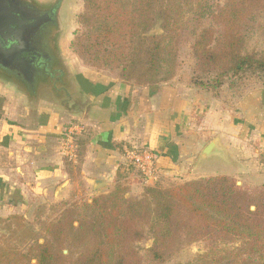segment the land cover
Returning <instances> with one entry per match:
<instances>
[{
	"label": "trees",
	"instance_id": "trees-1",
	"mask_svg": "<svg viewBox=\"0 0 264 264\" xmlns=\"http://www.w3.org/2000/svg\"><path fill=\"white\" fill-rule=\"evenodd\" d=\"M83 2L72 48L86 65L116 71L123 83L172 81L190 29L188 86L219 97L226 83L249 74L261 76L264 89V51L248 48L251 30L264 20V0ZM156 25L160 31L152 32ZM74 142L83 150V134ZM117 182L80 205L69 202L46 225L43 242L29 231L27 253L11 255L24 264H159L203 241L206 251L187 264H264V183L205 175L170 187L146 184L141 196H128L130 187ZM14 218L26 224L24 217ZM150 238L144 257L138 243Z\"/></svg>",
	"mask_w": 264,
	"mask_h": 264
},
{
	"label": "crops",
	"instance_id": "crops-1",
	"mask_svg": "<svg viewBox=\"0 0 264 264\" xmlns=\"http://www.w3.org/2000/svg\"><path fill=\"white\" fill-rule=\"evenodd\" d=\"M74 73L69 105L43 106L33 119L8 113L9 102L0 106V202L19 203L30 195L58 201L129 183L124 148L130 145H148L159 154L161 177L176 174L194 155L193 171L212 166L207 175L238 178L239 171L264 183V89L231 107L175 79L138 87L93 71ZM78 121L85 124L83 150L77 146L73 157L63 156V131ZM187 142L192 149L182 147ZM211 142L212 155L202 159Z\"/></svg>",
	"mask_w": 264,
	"mask_h": 264
},
{
	"label": "rangeland",
	"instance_id": "rangeland-1",
	"mask_svg": "<svg viewBox=\"0 0 264 264\" xmlns=\"http://www.w3.org/2000/svg\"><path fill=\"white\" fill-rule=\"evenodd\" d=\"M35 1H37L38 3H42L44 0ZM214 2L223 3L224 0H214ZM83 5V0H67L64 9L65 11L62 15V21H64V24L58 35V44L63 56L67 60V75L71 74L72 79L74 80L76 78V74L74 72L76 70H83L93 71L94 74L98 77L117 79L118 76L116 71H111L108 69H98L96 67L86 65L72 48L71 43L74 37V32L79 26L78 15L83 10ZM259 19H262V17H259L256 21H258ZM254 26L255 27L251 30L250 38L248 40V48L250 50L256 49L258 51H264V20H260L257 25ZM193 27L194 25L191 26V28ZM157 31H160L159 25H156V27L152 30V32ZM185 38L186 39L182 45L180 52V70L178 71L174 79L175 82L188 85V82L193 76L194 66V58L191 51V43L193 42L194 38L193 30L191 31L190 29H187ZM11 80V77L0 70V104L9 102L8 105L10 108H8V113H11L10 109H13V113H19V115L22 117L31 116V118L33 119L36 117V115H39L38 109L43 106L46 107V105H50L54 106L55 108H59L69 104L67 92L59 97L58 95L51 92L53 91V88L51 86L48 87L46 91H43V93H41V95L39 96V92L35 93L36 91L33 92L31 89L29 91L22 90L21 86L19 85L18 87H15L14 85H12L11 82L13 81ZM234 84L235 85L226 83L219 92L221 103H224L231 107L238 106L240 102H242V100H244V98L246 97L245 95H247L248 93L263 89L261 76H252L248 74L243 77L235 78ZM202 95H207L205 96V98H207L208 100L210 99V95H208L207 93ZM72 97L75 98L74 95ZM4 113L5 111H0V116H2ZM247 128L248 125H246V129ZM249 128L251 129V127ZM191 144L192 142H187V144L182 145V147L184 149H192ZM197 145L198 144L196 142L195 146ZM196 149H198V146L196 147ZM63 156L67 155L64 154ZM185 157L186 153H184L181 162L184 161ZM194 159V155H191L189 163H186L183 168L177 170V173L173 175H165L161 177L159 166V183L157 181H155L154 183H146L141 174L130 165V171L133 174L132 179L135 181L132 180L129 183L118 181L117 183L130 187L127 193L128 196H141L144 192V186L146 184L157 183L163 187H170L172 185L183 183L189 179L203 177L207 175L208 172L213 171L212 166L207 167V169L193 171L192 166ZM262 169H259V171L262 172ZM236 173L238 174L237 179L239 181V184L243 182L246 185L253 186L260 183L258 179L247 178V174H240L239 171H236ZM76 180L78 181L79 178H77ZM114 187L115 185L113 186V188ZM108 188L110 187L101 188L98 189V191H92L91 193H87L84 196L75 195L58 201L44 200L43 198H40L36 195L26 196V201H21L19 203H14L13 201L5 203V201H1L0 259L2 260L0 261V263L3 262L1 264H24L25 259H17V254L11 255V252L15 253L17 249H21L22 253H27L29 246L33 243V241L24 243L25 238L29 234V231H33L35 233V237L38 238L39 242H43L46 233V225L51 221L56 220L69 202L76 201L80 205L84 201L89 200L100 193L109 192L113 189L111 188L110 190H108ZM15 216L24 217L26 220V224L23 223L24 221H17L14 218ZM152 242L153 239L150 238L142 241L141 243H138L141 254L144 257L146 256V248L150 247ZM205 251V243L201 241L184 248L178 254V256H176L172 260L159 264H187V262L196 257L199 252ZM66 252L67 250H65V253ZM33 262H35V260H33Z\"/></svg>",
	"mask_w": 264,
	"mask_h": 264
},
{
	"label": "flooded vegetation",
	"instance_id": "flooded-vegetation-1",
	"mask_svg": "<svg viewBox=\"0 0 264 264\" xmlns=\"http://www.w3.org/2000/svg\"><path fill=\"white\" fill-rule=\"evenodd\" d=\"M67 0H18L19 6L28 11L30 29L23 45L14 53L6 65L0 63V70L11 77L12 85L30 89L39 96L48 87L61 97L67 92L69 103L74 95L76 78L67 75V60L63 56L58 35L64 24L62 15ZM41 99V98H40ZM69 105V104H68Z\"/></svg>",
	"mask_w": 264,
	"mask_h": 264
},
{
	"label": "water",
	"instance_id": "water-1",
	"mask_svg": "<svg viewBox=\"0 0 264 264\" xmlns=\"http://www.w3.org/2000/svg\"><path fill=\"white\" fill-rule=\"evenodd\" d=\"M28 11L19 6L18 0H0V63L6 65L23 45L30 29ZM214 142L203 151L205 159L213 153Z\"/></svg>",
	"mask_w": 264,
	"mask_h": 264
},
{
	"label": "built area",
	"instance_id": "built-area-1",
	"mask_svg": "<svg viewBox=\"0 0 264 264\" xmlns=\"http://www.w3.org/2000/svg\"><path fill=\"white\" fill-rule=\"evenodd\" d=\"M85 130L84 122L71 123L64 131V154L73 157L76 154L77 145L74 136ZM125 161L134 167L144 178L146 183H154L159 177V154L147 145H132L124 150Z\"/></svg>",
	"mask_w": 264,
	"mask_h": 264
}]
</instances>
